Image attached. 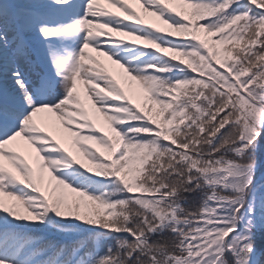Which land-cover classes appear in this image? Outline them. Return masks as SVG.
Returning a JSON list of instances; mask_svg holds the SVG:
<instances>
[{
    "label": "snow or ice",
    "instance_id": "6c2138e0",
    "mask_svg": "<svg viewBox=\"0 0 264 264\" xmlns=\"http://www.w3.org/2000/svg\"><path fill=\"white\" fill-rule=\"evenodd\" d=\"M136 3L0 0V264H264V0Z\"/></svg>",
    "mask_w": 264,
    "mask_h": 264
},
{
    "label": "rangeland",
    "instance_id": "374dc122",
    "mask_svg": "<svg viewBox=\"0 0 264 264\" xmlns=\"http://www.w3.org/2000/svg\"><path fill=\"white\" fill-rule=\"evenodd\" d=\"M126 2L130 3V4L133 6V7H132V6L130 5V7H129V5H128V7H129L130 9L133 8L132 10L136 11L137 14L140 15V17L142 18V20H143L144 22H146L147 24L152 25V26H154V27L164 28L165 24H163V23L161 22V20L158 19L157 17H155V16L150 17V18H147V17H146V16H145V13H146V12L141 8L140 4L136 3V0H126ZM168 3H169V6H170V7H173L174 10H176V11H178V7H179L180 5H182L181 0H168ZM104 6H105V7H108L111 11H115V12L121 14L122 16H124V17H126V18H128V19H131L129 16L125 15V14L122 13V12H119V10L116 9V8H112L110 5L104 4ZM115 36H118V37L123 38V39H127V40H129V41H135L134 39H132V37L127 36V35H124L123 33L118 34V32H115V33H112V34H111V38H112V37H115ZM96 53L99 55L98 52H96ZM89 55H91V56L94 57V52L91 51V54H90V52H89ZM94 58H95V59H96L101 65H103V66L106 67L107 69L113 71L114 73H118V72H121V71H122L121 69L118 68V66L112 64V62H111L110 60H108V58L105 57V56H102V55H101L100 58H102V59L104 58V59L106 60V63H104L101 59H99V58H97V57H94ZM78 87L82 90V87H83V86H82V85H79ZM131 89L133 90V93H136V92L139 93L138 95H133L134 102H137V100L141 97V94L144 93V92H143V90L139 87V85L136 84L135 82H131ZM82 94H83V93H82ZM44 119H47V117H44ZM38 122H40V118H39V117H38ZM97 124H98V126H99L100 124H102V120H98V121H97ZM51 134L53 135L54 139L58 140L62 145L69 147L70 150H72L73 152L75 151L74 147H72L71 145H69V144H67V143L65 142L64 137H63L61 134H59V133H57V132H55V131H52ZM15 146H16L17 150L21 151L22 153L27 154V153L30 151V149L28 148V146H27L22 140H18L17 142H15ZM74 154H76V151H75Z\"/></svg>",
    "mask_w": 264,
    "mask_h": 264
},
{
    "label": "trees",
    "instance_id": "16d2710c",
    "mask_svg": "<svg viewBox=\"0 0 264 264\" xmlns=\"http://www.w3.org/2000/svg\"><path fill=\"white\" fill-rule=\"evenodd\" d=\"M180 11L184 12V11H190V10L187 9L185 6H182V7H180ZM174 38H175V37H174ZM166 55L171 56V55H173V54H172V53H166ZM179 59H180V57H177V60H179ZM185 63H187L186 60H185ZM145 95H146V97H147V94H145ZM146 97H144V99H142V100L140 101L141 104L144 103V101L146 100Z\"/></svg>",
    "mask_w": 264,
    "mask_h": 264
}]
</instances>
